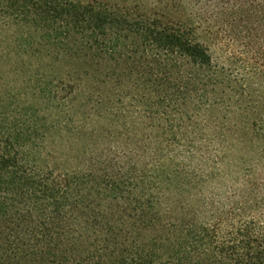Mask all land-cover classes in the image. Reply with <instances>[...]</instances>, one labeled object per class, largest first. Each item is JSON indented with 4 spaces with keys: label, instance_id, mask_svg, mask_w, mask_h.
I'll list each match as a JSON object with an SVG mask.
<instances>
[{
    "label": "trees",
    "instance_id": "16d2710c",
    "mask_svg": "<svg viewBox=\"0 0 264 264\" xmlns=\"http://www.w3.org/2000/svg\"><path fill=\"white\" fill-rule=\"evenodd\" d=\"M154 1L0 0V264H264V0Z\"/></svg>",
    "mask_w": 264,
    "mask_h": 264
},
{
    "label": "rangeland",
    "instance_id": "374dc122",
    "mask_svg": "<svg viewBox=\"0 0 264 264\" xmlns=\"http://www.w3.org/2000/svg\"><path fill=\"white\" fill-rule=\"evenodd\" d=\"M71 1H80V2H88L91 0H71ZM106 2H108L111 5H127V6H135V5H139L141 6V9L150 11L155 5V1L154 0H104ZM174 16H179L181 17L183 20H192L194 22V24L197 25V34L199 39L205 43L208 46V15H205V17L200 20V19H196L193 16L190 15V12L188 9L184 8V11H182L181 9H179V12H175V10L173 11ZM212 46V45H211ZM212 50L216 51L215 47L212 46Z\"/></svg>",
    "mask_w": 264,
    "mask_h": 264
}]
</instances>
